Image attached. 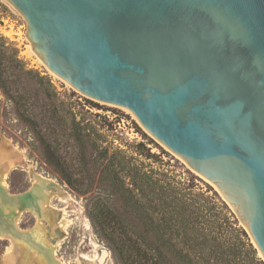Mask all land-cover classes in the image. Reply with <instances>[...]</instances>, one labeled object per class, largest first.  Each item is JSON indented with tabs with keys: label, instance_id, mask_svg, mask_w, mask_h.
<instances>
[{
	"label": "water",
	"instance_id": "1",
	"mask_svg": "<svg viewBox=\"0 0 264 264\" xmlns=\"http://www.w3.org/2000/svg\"><path fill=\"white\" fill-rule=\"evenodd\" d=\"M6 1L45 68L127 109L228 206L264 262V0ZM8 197L12 216L21 202Z\"/></svg>",
	"mask_w": 264,
	"mask_h": 264
},
{
	"label": "trees",
	"instance_id": "2",
	"mask_svg": "<svg viewBox=\"0 0 264 264\" xmlns=\"http://www.w3.org/2000/svg\"><path fill=\"white\" fill-rule=\"evenodd\" d=\"M0 92L41 163L68 186L86 181L92 188L86 198L87 216L101 240L110 236L116 264H264L244 228L214 191L206 194L210 188L202 191L162 163L145 164L120 150L109 155L72 118L73 155L86 174L74 177L58 139L44 125L46 120L63 117L61 106L71 114L68 104L48 75L29 69L17 50L1 41ZM145 156L156 158L148 151Z\"/></svg>",
	"mask_w": 264,
	"mask_h": 264
},
{
	"label": "rangeland",
	"instance_id": "3",
	"mask_svg": "<svg viewBox=\"0 0 264 264\" xmlns=\"http://www.w3.org/2000/svg\"><path fill=\"white\" fill-rule=\"evenodd\" d=\"M26 31L27 25L21 14L6 0H0V41L7 47L16 49L18 58L29 69L48 75L58 95L70 108L71 114H68L67 109L61 106L60 111L63 117L55 121L46 120L44 125L51 133L50 135L58 139L60 149L69 165L68 169L75 175L74 177H79L80 174L86 177V174L79 170L80 167L74 159V145L69 129V121L72 118L79 122L81 127L87 129L97 145L101 149H107L109 155L110 151L120 150L127 155H133L145 164L162 163L163 167L186 180L193 181L202 191H206L207 187L168 149L154 139L127 109L87 97L50 73L30 48ZM10 108V104L0 92V151L7 153L11 161L10 168L3 179H0V186L5 193L0 192L3 214L0 215V223L11 217L8 215L10 209L7 203L11 200L8 196H15L18 202H21L20 207L13 210L15 215H12L13 218L17 211L21 210L16 221V228L29 232L38 226L41 230L40 236L45 238L46 232H50L48 219L44 218L43 222L38 224L37 216L32 213V210H24V207L29 206L30 203L33 205L41 203L44 210H47L44 215L48 211L54 213H51L53 233L61 237L54 254L57 262L51 258L53 264H116L109 248L110 236L107 240H101L91 227L87 216L86 198L92 193V188L86 181L75 186H68L61 182L56 174L50 172L41 163L36 148L28 143L29 137L26 136L25 131L19 129ZM139 143L145 148H138L136 145ZM147 151L156 158L146 159ZM139 152H142L141 156L138 155ZM54 184L56 194L45 202L49 193L53 192ZM24 192H26L23 196L25 203H22L18 195ZM211 193L209 191L206 194L211 195ZM4 197L8 198V201H5ZM4 215L6 216L3 217ZM59 222L64 223L62 231L59 229ZM1 224L3 229H0V232L7 233L6 226L3 222ZM11 248L7 239L0 238V264L17 262L16 256L13 262L8 261L10 255L14 253ZM26 263L24 260V264Z\"/></svg>",
	"mask_w": 264,
	"mask_h": 264
},
{
	"label": "bare ground",
	"instance_id": "4",
	"mask_svg": "<svg viewBox=\"0 0 264 264\" xmlns=\"http://www.w3.org/2000/svg\"><path fill=\"white\" fill-rule=\"evenodd\" d=\"M38 60L42 63V61L39 58ZM10 166H11V161L9 155L4 151H0V179H3ZM51 184L53 185V183ZM55 186L56 185L54 184V190L53 192L49 193V196L47 200H45V202H48V200L52 196H55L56 194ZM4 199L8 201L7 200L8 198L4 197ZM34 204L35 205L30 203L29 206L24 207V210H28V209H29L28 211L32 210V213L37 216L38 224H41L44 218L46 220L48 219L50 223L48 230H50V232H46L47 234L45 238H42L40 236L41 230L38 228V226L33 231L27 232V234L26 232L16 228V221L21 210L17 211L16 216H14L13 218L11 216L9 218H6V220L5 219L3 221L1 220L3 224L6 226V228L5 227L4 228L7 230L6 231L7 233L0 232V238L7 239L10 242L12 247L11 249L14 252L12 255H10L11 257L8 258V261L13 262L14 256H16L17 258V262H13L12 264H24V260L27 262L26 264H53L51 258H53L57 262V260L54 258V254L61 237H57L53 233L54 229L52 228L53 225L51 218V213L53 212L48 211L47 214L44 215V213L47 210H44L43 205L41 203H38V205L36 203ZM5 216L6 215H4L3 217ZM1 223L0 225L2 227L3 225ZM9 225H12L13 229H10L12 227ZM63 225H64L63 222L62 223L59 222V229L61 231L63 230Z\"/></svg>",
	"mask_w": 264,
	"mask_h": 264
}]
</instances>
